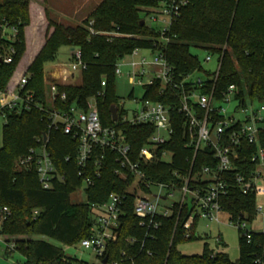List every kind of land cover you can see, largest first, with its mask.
I'll return each instance as SVG.
<instances>
[{"label": "trees", "instance_id": "16d2710c", "mask_svg": "<svg viewBox=\"0 0 264 264\" xmlns=\"http://www.w3.org/2000/svg\"><path fill=\"white\" fill-rule=\"evenodd\" d=\"M29 3V0H0V26L7 24V27H15L18 31L14 40L0 34V91L7 87L26 50L25 27L30 21ZM156 5L153 0H102L80 25L58 23L46 13L48 27H52L53 31L26 71V89L32 91L35 100L46 104L45 65L55 62L62 46L80 49L85 63L81 82L59 85L58 96L65 93L66 99L56 102L55 107L77 105L85 108L88 99L96 97L103 125L122 129L137 153L154 133V127L121 122L115 67L121 57L130 55L136 49L155 50V42L158 46L162 45V41H157L160 31L148 25L141 14ZM121 34L127 36L121 37ZM166 37L169 40L163 42L162 48L177 79L195 70H204L198 56L190 52L192 46L202 48L217 57L222 56L217 79L209 82L217 97L234 84L238 100L245 102L248 98L264 104V0H188L167 30ZM11 48L14 53H11ZM9 54L12 62L5 63L3 59ZM102 80L106 81L104 88ZM160 87V81L147 86L145 97L175 106L170 111L173 133L170 140L158 148L157 158L143 164L142 169L154 182H174L181 186L183 177L189 174L194 151L186 146L184 116L176 109L178 98L170 89L160 94ZM112 106L117 107L116 122L110 111ZM4 119L0 148V217L4 214V219L0 234L6 244L12 240L15 242L16 251L27 264H90L67 256L61 247L45 237L64 245L79 244L92 233L91 204L106 202L111 193L125 194L130 179L125 180L115 174V156L106 153L100 177L84 190L86 201L74 202L72 194L83 185V177L78 175L77 140L61 129H49L45 109L32 107L20 113L8 112ZM44 134L49 137L47 148L52 162L63 176L62 180L54 182L50 190L41 187L35 169L16 167L19 158L40 145ZM260 139L264 147V130L260 132ZM255 149V145L249 146L248 153ZM163 151L168 152L170 160L161 158ZM67 156H70L69 160ZM248 163L249 170H253L254 164ZM207 164L212 166L216 161L212 159V151L205 148L196 155L192 177L199 176ZM239 170L234 168L230 171L228 192L221 197L220 203L223 212L233 222L243 219L252 222L257 214L256 195L242 192L234 178V173ZM174 172L179 175H174ZM210 183L191 179L189 184L190 187H206ZM4 207L7 208L6 213L2 212ZM190 212L187 205L181 210L174 206L170 216L156 217L159 227L152 236H146V227L140 224L134 213V195L127 194L117 239L108 241L105 254L109 261L120 263L122 252H126L132 259L123 264H260L256 262L258 260L264 263V235L258 232H253L248 241L240 231L239 258L236 261H231L224 252L209 248L201 254H182L178 244L197 237L196 217L190 229L191 237H184L183 224ZM131 237L137 240L134 244L127 241Z\"/></svg>", "mask_w": 264, "mask_h": 264}, {"label": "built area", "instance_id": "2783aa9c", "mask_svg": "<svg viewBox=\"0 0 264 264\" xmlns=\"http://www.w3.org/2000/svg\"><path fill=\"white\" fill-rule=\"evenodd\" d=\"M153 1H156L158 5L145 9V13L152 21L161 24L160 29L156 28L160 31L157 41H162L161 43L164 45L163 42L166 43L169 40L166 37L167 30L172 22L179 17L181 8L187 4L188 0ZM17 32L15 27H7V24L0 26V34L13 40L16 38ZM122 36L127 35L121 34ZM162 45L158 46L155 42V50L136 49L130 54L137 56L140 55V51L148 50L151 53V59L145 55H141L139 61H129L125 57H121L115 67V75L118 76L123 74L122 67L127 66L129 68L127 75L133 85L127 97L130 105L126 106L125 100L119 101L121 122L154 127V133L148 137L146 143L137 153L127 141L122 129L120 131L114 126L103 125L96 97L89 98L85 108H80L77 105H71L68 108L55 107L56 102L66 99L65 93L58 96L59 85L69 84V81L76 78V71L81 73L85 67L80 49H73L72 61L64 66L63 79L44 77L46 104L35 100L32 91L26 89L28 82L26 72L18 75L17 78L13 74L7 87L0 91V114L3 117L8 112L20 113L32 107L45 109L48 114L49 129H61L64 134L77 140L76 159L80 167L78 175L83 177V185L80 190L84 192L85 188L93 185L95 180L100 177V169L103 167L106 153L115 156V174L122 179H130L125 194L111 193L106 202L91 204L93 211L92 233L82 239L79 245L95 252L99 261L97 264H102L105 257H107L105 264H123L132 259L127 256L126 252H122V259L119 263L109 261L105 254L108 241L117 239L119 219L127 194L134 195V213L140 219V224L146 227V236H152L153 231L159 227L157 216L168 217L174 212V206L181 210L184 205H187L191 212L183 224V229L185 230L184 237L190 238V229L195 217L198 218L197 220L204 219L209 222L221 223L220 214L225 212L221 207L220 199L228 192L227 178L229 174H232V172L230 173L232 169H240L234 173V178L243 193L253 192L257 197L259 193L264 192V147L261 145L260 139V132L264 130V104L260 103L258 111L248 114V102L254 101H250L248 98L245 99V102L238 100L236 98L237 87L234 84L229 85L220 97L215 95L214 87L211 88L209 82L217 79L222 56L218 57V66L214 72L195 70L177 79L166 59ZM11 53H14L12 48ZM211 56L212 54L209 52L205 61L209 62ZM3 60L5 63H11L12 56L9 54ZM200 71H203L207 77L192 79L193 74ZM156 81L161 83L160 94L170 89L178 98L179 103L176 109L184 116L186 146L194 151L189 174L183 177L184 183L181 186L174 182H154L146 176L142 169L143 164L151 163L157 158L158 148L168 142L173 133L170 111L175 106L145 97L146 87L153 85ZM134 85L143 87V95L140 99L133 96ZM101 86L103 88L106 86L105 80L101 81ZM98 95L100 96L101 93ZM232 99L238 102L236 110L240 108L242 112L247 113L244 118L228 115L227 108L223 103H229ZM48 141V135L44 134L40 145L37 148H32L27 155L19 158L16 162L17 169H35L39 183L44 190L52 189L55 181L63 179L50 157L47 148ZM251 145H255L256 149L254 152L248 153V148ZM205 148L212 151V159L216 161V164L203 166L200 175L192 177L196 155ZM161 158L170 160L167 151L162 152ZM66 159L69 160L70 156H67ZM248 161L250 164H254L253 170H249L247 167ZM174 175L178 176L179 174L174 172ZM191 179L198 182L211 181V183L206 187L200 185L190 187ZM153 188H157L158 192L154 194ZM175 192L181 193V199L173 202L169 207L159 209L160 202L167 201L168 198L174 196ZM188 196H190L191 205L187 202ZM263 210L264 205L256 203V212L259 213ZM2 212L6 213L7 208L4 207ZM3 215L0 217V225L4 219ZM229 221L242 232L248 241L251 240L253 232L264 235V229L262 231L248 230L246 221L249 223L251 221L247 219L237 222L229 219ZM215 240L218 245L223 241L220 235ZM127 241L134 244L137 240L131 237ZM15 250L16 244L13 240L6 244L8 255H11ZM148 253L150 254V252ZM256 262L264 264L261 260Z\"/></svg>", "mask_w": 264, "mask_h": 264}, {"label": "rangeland", "instance_id": "374dc122", "mask_svg": "<svg viewBox=\"0 0 264 264\" xmlns=\"http://www.w3.org/2000/svg\"><path fill=\"white\" fill-rule=\"evenodd\" d=\"M31 2L32 9L36 8V5H38L37 0H29ZM102 0H44L45 11H44V19L39 18L40 20L37 21L36 24H33L31 26V19L29 21L28 27L30 29H27L26 34L25 31V45L26 50L22 57V62L19 65L20 69H23L30 57H32L31 48L37 44L40 40L45 43L46 38L50 36V34L53 31L52 27H48V20L46 13H48V17L50 19L58 22L63 23L67 25H80L85 20L88 19L90 13L94 10V8L101 2ZM30 4V3H29ZM40 4H42L40 2ZM142 16L146 20L147 24L150 26L160 29L161 24L156 21H152L145 12H141ZM42 19V20H41ZM27 27H25L26 29ZM44 45V44H43ZM40 51V50H39ZM190 52L194 55H197L200 59L202 66L204 70L214 72L217 69L218 66V57L214 54H212V58L209 62H206V56L209 54V52L205 49L198 48V47H191ZM38 54V53H37ZM145 55L148 57V59H151V53L148 50H142L140 51V55L132 56L128 55L126 56V60L129 61H139L140 56ZM36 57V55H35ZM34 57V58H35ZM55 62L57 63H63L68 64L72 61V55L70 53V47L68 46H62L58 53L55 56ZM51 63L49 62L45 65V69L48 71L51 69ZM121 68V67H120ZM15 68L13 74L15 73ZM129 71V68L127 66L122 67V75L116 76V82H115V88H116V95L119 98V101L125 100L127 105L129 106L128 102V95L130 91L132 90L133 85L129 81V76L127 75V72ZM202 78L205 79L207 76L203 71L196 72L193 74L192 79L196 78ZM81 82V73L80 71H76V78L72 81H69V84H79ZM143 95V87L141 85H134L133 89V96L137 99H140ZM224 107L227 108L228 115H234L238 118H244L245 114L241 111L239 108L236 110L238 106V102L234 99H232L229 103H223ZM260 103L257 101H254L252 103L248 102L247 108H248V114H250L252 111H258L260 109ZM5 119L0 114V148L2 146V128L4 125ZM153 193H157L158 189L153 188ZM181 199V193L175 192L173 197H170L167 199V201H161L159 205V209H162L163 207H169L173 202L179 201ZM71 200L74 202H85L86 197L82 190L77 191L72 194ZM256 201L258 204L264 205V192L259 193L256 197ZM188 203H190V196H188ZM221 223H215V222H209L204 219H199L197 222L196 227V238L187 240L184 242H181L178 244L177 248L178 250L184 254V255H194V254H201L205 248H209L210 250L224 252L228 254L231 261H236L239 258V246H240V230L229 221L228 215L226 213L220 214ZM246 228L248 230H254V231H262L264 229V210L262 212H259L256 214V217L253 219L251 223L246 221ZM220 235L223 239L222 243L218 245L216 243V237ZM0 264H16V263H24V257L18 252L13 251L11 255H8L5 253L6 250V242L4 240V237L0 235ZM45 239L54 245L61 247L65 254L70 257H75L77 259L84 260L90 264H97L99 261L96 257V254L94 251L90 249H84L79 244L75 245H64L58 241H55L54 239L47 238Z\"/></svg>", "mask_w": 264, "mask_h": 264}, {"label": "crops", "instance_id": "0c3cea01", "mask_svg": "<svg viewBox=\"0 0 264 264\" xmlns=\"http://www.w3.org/2000/svg\"><path fill=\"white\" fill-rule=\"evenodd\" d=\"M38 1V5H36V8L35 9H32L31 7V2L29 4V12H30V19H31V26L33 24H36L37 21H39L40 19L39 18H43L44 19V11H45V6H42L44 5V0H37ZM50 1V0H49ZM40 2L42 4H40ZM42 20V19H41ZM30 26V27H31ZM30 27L27 26V28L25 29L26 31V34H29V32L27 33V29L29 30ZM43 41L40 40L39 42H37L36 45H34L31 49V54H32V57H30V59L28 60L26 66L23 68V69H20L19 68V65L21 62L18 64V69H16L15 71V77L17 78L18 75L22 74V73H25L28 69V67L30 66V64L32 63V61L34 60V57L35 55H37V53L39 52V50L42 48L43 46ZM74 48H70V53L72 55V51H73ZM66 64H63V63H57V62H53L51 63V69L50 70H46L45 69V76L46 77H52V78H55V79H63V75H64V72H65V66ZM12 83V82H11Z\"/></svg>", "mask_w": 264, "mask_h": 264}, {"label": "water", "instance_id": "95a60500", "mask_svg": "<svg viewBox=\"0 0 264 264\" xmlns=\"http://www.w3.org/2000/svg\"><path fill=\"white\" fill-rule=\"evenodd\" d=\"M141 24H144V21H141ZM110 111L112 113L113 120L116 121L118 119L117 107L116 106H112ZM106 262H107V257H105L103 259L102 264H105Z\"/></svg>", "mask_w": 264, "mask_h": 264}]
</instances>
